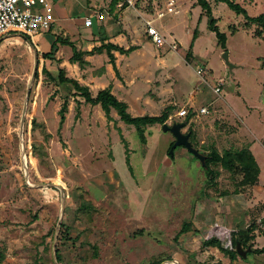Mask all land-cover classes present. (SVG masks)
I'll use <instances>...</instances> for the list:
<instances>
[{"label":"rangeland","instance_id":"374dc122","mask_svg":"<svg viewBox=\"0 0 264 264\" xmlns=\"http://www.w3.org/2000/svg\"><path fill=\"white\" fill-rule=\"evenodd\" d=\"M178 1L179 14L153 22L169 43L177 38L179 51L169 44L164 49L182 61L165 83L160 80L172 95V118L167 122L185 120L175 115L181 108L195 111L182 131L193 129L192 143L204 155L214 148L223 153L252 144L261 168L257 184L241 190L238 181L242 176L221 165H212L216 175L211 180L198 157L185 146H177L171 153L176 138L161 124L147 126V142L142 143L136 127L119 118L126 124V140L113 137L111 146L103 144L95 126L89 135L92 147L70 145L74 126L65 134L59 129V110L67 91L43 72L44 66L54 73L58 68L55 58L43 56L47 41L54 33L70 37L69 33L54 25L49 32L37 34L34 41L12 31L0 38V264H264V251L231 261L218 248L202 246L209 235L226 248H235L234 243L227 247L216 234L210 235L213 227L221 225L231 231L232 241L235 233L242 236L244 249L249 245L264 249V225H259L264 217V135L260 136L264 132V91L260 101L254 98V86L264 81V38L255 35L258 24L246 25V16L226 2L208 0L217 26L227 36L223 48L210 28L209 14L197 0ZM232 1L250 17L264 13V0ZM164 2L135 0L127 12L131 13L129 21L135 17L140 22ZM94 3L98 5L97 0ZM110 3L99 8L113 16ZM135 7L143 13L135 12ZM195 29L199 35L194 55L186 62ZM36 63L39 76L31 85ZM198 69H203L202 76ZM154 81H146L153 91ZM220 82L217 94L214 88ZM149 90L144 91L149 95ZM27 95L23 153L21 125ZM67 97L66 118L76 125L81 110L72 95ZM155 106L148 114H160L163 100ZM202 106L209 112L201 113ZM248 124L256 129V136L249 132ZM79 129L80 133L85 130ZM84 146L87 148L81 150ZM185 221L192 228L180 234ZM253 222L256 227L250 231ZM233 227L240 231L234 232Z\"/></svg>","mask_w":264,"mask_h":264},{"label":"crops","instance_id":"0c3cea01","mask_svg":"<svg viewBox=\"0 0 264 264\" xmlns=\"http://www.w3.org/2000/svg\"><path fill=\"white\" fill-rule=\"evenodd\" d=\"M53 1L54 16L56 18L54 25H57L60 30H64L65 34L69 33L71 40L75 41L78 49L84 53L83 58L85 62L83 64L71 62L70 58L73 55L72 48L69 50L65 48L68 45L59 46L54 58L61 60L59 65L66 68L67 76L77 79L82 85L88 86L93 96H96L102 89L110 88L111 92L119 100L128 104V111L133 116L150 115L147 112L148 109L154 110L156 108L155 103L161 100H163L164 105L162 112L166 107L171 105L172 95H168L169 91L167 92L166 86H163L160 80L162 79L165 83L168 75L182 66V61L177 56L167 52L164 49V45H156L147 35L145 19H150L149 16L151 14L146 13L147 17H143L140 22L136 23L137 19L135 17L132 16L133 18L130 21L128 19V15L130 16L131 13L128 14L127 12H130L129 10L132 7L128 4H124L122 7H118L116 4L112 7V0H106V2L97 0L98 5L94 3V0ZM89 1L93 2L91 3ZM109 2H111L110 6L115 9L113 16L107 11L108 14L105 20L99 21L94 19L92 25H85V18L93 11L91 8H88L89 6H94L95 8L96 6L102 7L103 5L106 7L107 5L105 4H109ZM56 4H59L58 10ZM134 11L137 13L142 12L136 7ZM80 14L83 16H77ZM134 21L136 24H134ZM133 27L134 29H132ZM136 27L137 29L140 27V30L138 29L139 33L135 32ZM164 36L166 38L165 34ZM52 39L53 35H51L50 41H47L48 45L44 48L45 50L48 51L50 49ZM175 39L177 40L176 37H174ZM102 43H111L125 49L126 52L112 49L111 53L114 55V61L110 60L107 49H104L102 52H91L92 49L100 46ZM130 48H133V50H129ZM194 48L195 43L193 50ZM176 51H179L178 47ZM184 60L186 62L188 61L186 55ZM153 78L156 86L154 91L151 90L149 83L146 84V81L151 82ZM146 87L150 88L149 95L144 91ZM263 91L264 81L261 80L254 86L255 100L260 101ZM188 100L192 103L194 101L190 98ZM251 108L259 109L255 106H251ZM80 110L81 117L77 120V124H73L72 119L68 116L62 128V132L65 134L69 133L70 127L74 126L70 145L74 146L73 144L76 142L81 146H83V143H87V146L92 147L89 135L91 134V128H95V126L99 129L97 134L103 144L111 146L113 137H119L121 141L122 139L126 140L125 128L127 123L123 124L119 120L120 116L116 109H111V118L109 119L100 104H92L82 100ZM162 112L158 115H161ZM248 114L250 116L252 115L251 113ZM91 122H94L93 125H91ZM263 122L262 120L261 126L264 128ZM80 127L85 129L82 133L79 131ZM247 127L249 132L256 136V129L251 124H248ZM262 135H264V132L260 136ZM87 146L80 149L84 150ZM80 149H78V152L81 153ZM249 149L252 150V144L249 145ZM113 175L114 173L110 171L109 177L112 180ZM213 216L216 217L214 212ZM227 226L229 227V225ZM232 230L234 232L240 231L235 227ZM209 238L211 237L208 235L205 239Z\"/></svg>","mask_w":264,"mask_h":264},{"label":"trees","instance_id":"16d2710c","mask_svg":"<svg viewBox=\"0 0 264 264\" xmlns=\"http://www.w3.org/2000/svg\"><path fill=\"white\" fill-rule=\"evenodd\" d=\"M119 1L121 0H112V7H114ZM217 2H226L230 8H232L234 11H236L238 14H243L247 18L246 25H249L250 23H256L258 24L257 29L255 30V35L258 37H264V13L260 14L257 17H250L244 7H242L240 4L235 3L232 0H216ZM197 3L202 6V8L209 14L210 20L209 25L210 28L216 32V35L221 42V45L223 48H226V41L227 36L225 33L221 32L219 27L217 26V20L213 17L212 7L208 0H197ZM124 4H128L127 2H124ZM51 30V29H50ZM49 30V31H50ZM48 31V32H49ZM236 31V28H234L233 33ZM53 39L50 46V49L48 51L43 52V56L48 59H53L57 50L59 49L60 45H68L72 48L73 55L70 58L71 62H79L80 64H83L84 61V53L81 52L75 41L71 40L69 36H62L58 34H52ZM199 30L195 29L193 32V37L191 40V43L189 45V51L186 54V59L190 61L192 59L193 55V47L196 39L198 38ZM28 40H31L29 36H25ZM104 49H107V52L110 56V60L114 61V55L111 53L112 49H117L121 52H126L125 49L118 47L116 45H113L111 43H102L100 46L95 47L92 49L91 52H102ZM129 50H133V48H130ZM58 62V68L57 73H54L50 71L47 66L43 67V72L48 75V77L54 81L58 87H63L64 90L67 91V95L65 96V99L63 100L62 106L59 110L60 114V121H59V129L61 130L63 127V124L66 120V112L69 108V98L67 96L72 95L74 97V100L76 102V107L79 111L80 105L82 103V100L88 103L92 104H100L102 108L104 109L107 117L110 119V112L111 109L114 108L117 110L120 119L123 120L125 123L134 125L136 127L138 136L140 138V141L142 143L147 142L146 137V127L149 125L154 124H164L167 122L171 115V110L173 108L172 105L165 108V110L162 112L161 115H143V116H133L128 111V104L124 101L119 100L112 92L110 88L102 89L100 90L96 96H93L90 88L88 86L82 85L77 79L67 76V71L65 67H61L59 64L61 62L60 59H56ZM39 72H37L36 77L38 78ZM70 93V94H69ZM69 94V95H68ZM194 114V111H190L189 115L185 118V121L187 123H190L192 116ZM35 121H33V127H34ZM188 132L191 133V141L194 143V131L190 127ZM173 143H171L170 149L173 146ZM197 147V146H195ZM129 162V159H128ZM212 165H221L222 167L228 169L229 171L233 172L234 174H238L239 176H242L238 184L241 187L240 189H250L255 184H257L259 180V175L261 168L257 162L256 157L252 153V151L248 148H242L238 150H226L223 153H220L216 148L211 149L208 154H206V165L205 171L209 175L210 179L213 180L214 176L216 175ZM213 182V181H212ZM264 220V218H263ZM256 223L253 222L249 230L252 231L255 229ZM192 224L188 221H185L182 229L180 231V234H184L191 230ZM233 243L235 245V248L230 250L226 248L218 239L217 237H211L209 239H204L202 241V246L205 248L214 247L218 248L222 253L229 256L231 261L236 260L237 258L246 259V257L240 256L239 252L237 251V246L240 245L243 249L245 248V241H243V238L241 235H238L235 233V237L233 240ZM248 247H252L249 245ZM247 247V248H248ZM264 249H256L252 248L249 253H261ZM60 252H58L59 259L61 256L59 255ZM161 261H153L150 264H161Z\"/></svg>","mask_w":264,"mask_h":264},{"label":"built area","instance_id":"2783aa9c","mask_svg":"<svg viewBox=\"0 0 264 264\" xmlns=\"http://www.w3.org/2000/svg\"><path fill=\"white\" fill-rule=\"evenodd\" d=\"M124 2H127L129 6H135V0H121L117 3V6L122 7ZM162 5V8L156 7L154 10L153 14L156 15V18L145 19L146 33L158 46H163L168 42L153 22L155 19H162L167 15H177L181 11L178 0H165ZM107 14V11L102 8L93 10L85 18V25H92L94 19L103 21L106 19ZM55 21L54 7L50 0H0V38L9 32L17 31L35 41V36L41 32H48L54 26ZM168 44L174 50L178 47L176 42ZM197 74L202 76L203 69H198ZM221 85L222 82L214 88L215 93L219 94L221 92ZM210 106L212 104L208 107ZM208 107L202 106L200 112L208 113ZM189 113L190 110L187 108H181L175 115L180 118L187 117ZM259 225H264L263 219H260Z\"/></svg>","mask_w":264,"mask_h":264},{"label":"water","instance_id":"95a60500","mask_svg":"<svg viewBox=\"0 0 264 264\" xmlns=\"http://www.w3.org/2000/svg\"><path fill=\"white\" fill-rule=\"evenodd\" d=\"M20 35L22 36H25L23 35L22 33H19ZM224 57L225 59L228 61V53L226 52L224 54ZM229 66L231 68H234L235 67V64L233 63H229ZM38 72V63H36V67H35V70H34V73H33V78H32V81H31V85L36 77V74ZM31 88V86H30ZM30 88H29V91H28V95H29V92H30ZM28 95H27V99H26V105H25V109H24V112H23V118H22V125H21V135H22V152L25 153V142H24V139H23V128H24V121H25V115H26V108H27V104H28ZM187 121L183 120V121H177V122H174L172 124H169L168 122H165L164 124H162V129L164 131H170L172 132V134L175 136L176 140L175 142L173 143V146H172V149H171V153H173V150L175 147L177 146H185L191 153H193L194 155H196L198 157V159L201 161L202 165L205 166L206 165V155H204L203 153H201L192 143L191 141V133L190 132H184L182 131L186 126H187ZM25 166V169H26V178L28 180V172H27V165L26 163L24 164ZM59 226H60V223H59ZM252 250V247H248L247 249H243L240 245L237 246V251L239 252L240 256L242 257H246L248 252H250ZM55 256H57V252L55 250Z\"/></svg>","mask_w":264,"mask_h":264},{"label":"bare ground","instance_id":"6f19581e","mask_svg":"<svg viewBox=\"0 0 264 264\" xmlns=\"http://www.w3.org/2000/svg\"><path fill=\"white\" fill-rule=\"evenodd\" d=\"M26 162L24 161V164ZM216 234L218 237L221 238L222 242L227 246L231 247L232 246V236H231V231L224 226L217 225L213 227L210 230V235Z\"/></svg>","mask_w":264,"mask_h":264}]
</instances>
